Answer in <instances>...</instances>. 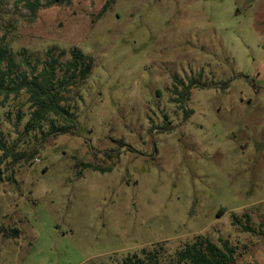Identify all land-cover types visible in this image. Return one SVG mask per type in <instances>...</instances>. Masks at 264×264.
I'll return each mask as SVG.
<instances>
[{
  "label": "rangeland",
  "instance_id": "obj_1",
  "mask_svg": "<svg viewBox=\"0 0 264 264\" xmlns=\"http://www.w3.org/2000/svg\"><path fill=\"white\" fill-rule=\"evenodd\" d=\"M39 1L0 0V48L19 71L79 49L92 71L74 133L27 131L28 96H0L26 155L2 166L0 264H123L198 235L264 264V0Z\"/></svg>",
  "mask_w": 264,
  "mask_h": 264
},
{
  "label": "trees",
  "instance_id": "obj_2",
  "mask_svg": "<svg viewBox=\"0 0 264 264\" xmlns=\"http://www.w3.org/2000/svg\"><path fill=\"white\" fill-rule=\"evenodd\" d=\"M23 1L34 15L44 7L39 0ZM109 5L110 3L106 4L104 12ZM71 55L72 59L62 64L59 58L53 56V51L49 50L48 59L41 71L27 59L25 65L30 71H19V64L8 44H3L0 48V96L4 97V101L11 96L19 97L23 92L28 96L27 101L31 105L32 113L26 126L27 131L42 129L45 124H49L51 133L55 136L74 133L76 114L67 106V95L73 87L85 83L92 71V59L79 49L72 50ZM60 71H64V76H59ZM0 153H3L0 155V176L3 164L11 156L13 165L26 159L25 154L19 158L9 155L7 141L2 134ZM86 166L98 170L97 166ZM246 219V231L254 232L249 224L250 217L246 216ZM13 233L18 235L19 231L13 230ZM165 249V245L160 244L150 250L143 248L139 253L128 256L123 264H238L237 249L229 240L220 239L219 244H216L208 237L198 235L192 241L184 242L174 254Z\"/></svg>",
  "mask_w": 264,
  "mask_h": 264
}]
</instances>
